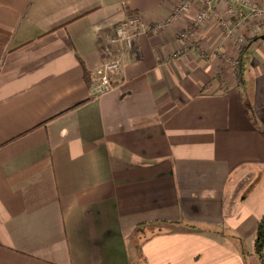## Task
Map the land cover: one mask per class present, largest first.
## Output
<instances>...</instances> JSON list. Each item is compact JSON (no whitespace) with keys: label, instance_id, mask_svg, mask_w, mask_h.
Returning <instances> with one entry per match:
<instances>
[{"label":"crops","instance_id":"1","mask_svg":"<svg viewBox=\"0 0 264 264\" xmlns=\"http://www.w3.org/2000/svg\"><path fill=\"white\" fill-rule=\"evenodd\" d=\"M176 2L0 0V264H262L264 21L239 46L212 0L178 37L197 4L137 34L108 91L84 76L118 22Z\"/></svg>","mask_w":264,"mask_h":264},{"label":"built area","instance_id":"2","mask_svg":"<svg viewBox=\"0 0 264 264\" xmlns=\"http://www.w3.org/2000/svg\"><path fill=\"white\" fill-rule=\"evenodd\" d=\"M224 3L225 13L220 19V28L225 36H231L239 46L246 43L245 35L238 32V27L264 21V3L257 4L248 0H219ZM195 13L192 17L190 27L177 30L180 38L192 39L194 31L201 27L208 19L212 11V0H178L173 9L166 16L164 22H155L150 25L143 21L139 14H130L118 22L111 32L106 34L98 48L104 55L101 65L95 70L96 79L91 86L92 95L102 94L112 88V78L122 70L124 54L132 47L134 37L140 32L149 29H160L164 25L174 23L182 14L190 11L194 6ZM236 18L235 24L232 19Z\"/></svg>","mask_w":264,"mask_h":264},{"label":"trees","instance_id":"3","mask_svg":"<svg viewBox=\"0 0 264 264\" xmlns=\"http://www.w3.org/2000/svg\"><path fill=\"white\" fill-rule=\"evenodd\" d=\"M257 38H259V36L255 37V38H250L249 42H251ZM245 46H247V45H245ZM242 75L243 74H242L241 70H239V68H238L237 69V78L239 81V85H240V83H243ZM84 76H85L86 82L88 83V86L91 87L92 81L90 79V76L86 72H85ZM189 227H191L192 229L194 228L193 225H191ZM263 243H264V216H262L257 222L254 244H253L254 252L259 256V260L262 264H264V256L262 254Z\"/></svg>","mask_w":264,"mask_h":264},{"label":"rangeland","instance_id":"4","mask_svg":"<svg viewBox=\"0 0 264 264\" xmlns=\"http://www.w3.org/2000/svg\"><path fill=\"white\" fill-rule=\"evenodd\" d=\"M263 251H262V254H263V256H264V243H263V249H262Z\"/></svg>","mask_w":264,"mask_h":264}]
</instances>
